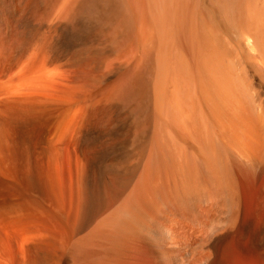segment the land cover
<instances>
[{
    "label": "bare ground",
    "instance_id": "6f19581e",
    "mask_svg": "<svg viewBox=\"0 0 264 264\" xmlns=\"http://www.w3.org/2000/svg\"><path fill=\"white\" fill-rule=\"evenodd\" d=\"M0 264H264V0H0Z\"/></svg>",
    "mask_w": 264,
    "mask_h": 264
}]
</instances>
